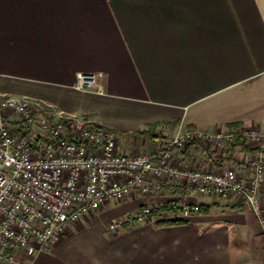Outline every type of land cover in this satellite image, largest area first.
Instances as JSON below:
<instances>
[{
	"label": "crops",
	"instance_id": "1",
	"mask_svg": "<svg viewBox=\"0 0 264 264\" xmlns=\"http://www.w3.org/2000/svg\"><path fill=\"white\" fill-rule=\"evenodd\" d=\"M97 72L101 91L73 87L79 73ZM0 96L37 100L105 126L123 152L160 147L161 139L135 133L151 124L167 139L187 128L234 124L264 133V0H0ZM211 150L195 144L181 151L180 165L216 167L212 159L220 155ZM243 155L239 148L232 154ZM168 193L110 200L46 249L19 258L264 264L258 222L236 196H191L207 211L179 225L127 221L146 200L166 204Z\"/></svg>",
	"mask_w": 264,
	"mask_h": 264
},
{
	"label": "built area",
	"instance_id": "2",
	"mask_svg": "<svg viewBox=\"0 0 264 264\" xmlns=\"http://www.w3.org/2000/svg\"><path fill=\"white\" fill-rule=\"evenodd\" d=\"M102 73H79L73 87L101 91ZM236 140L255 149L213 168L180 165L189 141L222 156ZM167 190L169 208L157 218L200 213L191 196H236L254 214L264 238V133L254 127L184 129L160 147L118 148L115 132L65 115L43 102L0 96V264H23L74 223L110 200ZM144 201L129 223L152 217ZM174 218V217H173ZM155 219V218H154ZM117 222L109 224L116 232Z\"/></svg>",
	"mask_w": 264,
	"mask_h": 264
},
{
	"label": "trees",
	"instance_id": "3",
	"mask_svg": "<svg viewBox=\"0 0 264 264\" xmlns=\"http://www.w3.org/2000/svg\"><path fill=\"white\" fill-rule=\"evenodd\" d=\"M176 123V122H175ZM175 123H173L171 125V127H175ZM96 126L99 127H103V128H107L105 126L102 125H97L94 124ZM232 127H237V124L232 125L230 128ZM157 124H151V125H147L145 126V128L143 129H138L135 131V133L139 134V135H146L149 139H161L162 140V144L167 140V137L165 135L162 134V131H158L157 129ZM109 129V128H108ZM189 129V128H187ZM198 145L200 147L204 148H208L211 149L210 147H207L206 145H204L202 142H198V141H189V143L186 145V147L182 150V152H186L189 150V148L193 145ZM240 148L243 151L246 152H253L255 149L250 148L247 144H245L244 142H241L240 140H236V142L230 146L229 149H227L224 152V155L220 156L217 159H212V162L215 165H220L221 163L227 162L231 159L232 154L234 153V151L236 149ZM212 152H214L213 150H211ZM215 153V152H214ZM164 209L169 208V204L166 203L163 205ZM200 212H206L207 210L204 208L203 205H200ZM152 217L155 218V226L156 227H161V226H172V225H179L182 223H185L186 220L179 218V217H167V218H157L158 217V209H154L153 213H152ZM262 240H264V238H262Z\"/></svg>",
	"mask_w": 264,
	"mask_h": 264
},
{
	"label": "rangeland",
	"instance_id": "4",
	"mask_svg": "<svg viewBox=\"0 0 264 264\" xmlns=\"http://www.w3.org/2000/svg\"><path fill=\"white\" fill-rule=\"evenodd\" d=\"M169 136H171V135H166V137H169Z\"/></svg>",
	"mask_w": 264,
	"mask_h": 264
}]
</instances>
